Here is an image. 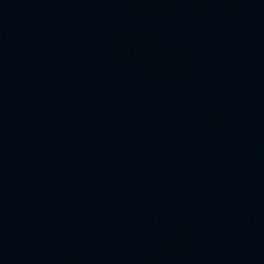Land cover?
Returning <instances> with one entry per match:
<instances>
[{
	"label": "water",
	"instance_id": "water-1",
	"mask_svg": "<svg viewBox=\"0 0 264 264\" xmlns=\"http://www.w3.org/2000/svg\"><path fill=\"white\" fill-rule=\"evenodd\" d=\"M0 264H264V0H0Z\"/></svg>",
	"mask_w": 264,
	"mask_h": 264
}]
</instances>
